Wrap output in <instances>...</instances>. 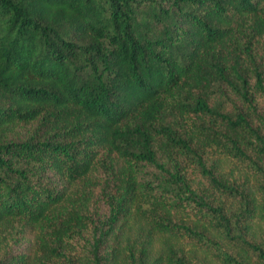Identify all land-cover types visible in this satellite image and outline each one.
<instances>
[{
  "label": "trees",
  "instance_id": "trees-1",
  "mask_svg": "<svg viewBox=\"0 0 264 264\" xmlns=\"http://www.w3.org/2000/svg\"><path fill=\"white\" fill-rule=\"evenodd\" d=\"M0 264H264V0H0Z\"/></svg>",
  "mask_w": 264,
  "mask_h": 264
}]
</instances>
